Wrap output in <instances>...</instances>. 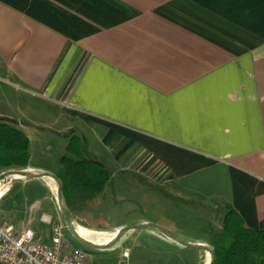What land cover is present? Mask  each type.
<instances>
[{
    "label": "crops",
    "instance_id": "0c3cea01",
    "mask_svg": "<svg viewBox=\"0 0 264 264\" xmlns=\"http://www.w3.org/2000/svg\"><path fill=\"white\" fill-rule=\"evenodd\" d=\"M22 100L56 113L66 122L59 134L83 136L87 157L113 168V177L133 173L183 191L216 183L226 210L264 231V0H0V117L18 119L31 153L44 142L42 125ZM23 170L46 173L32 155ZM41 179L58 194L54 180ZM136 195L135 205L156 214L115 236L154 224L213 248L224 228L219 223L209 241L183 239L157 211L203 194ZM152 228L153 237L180 246ZM198 255L210 264L208 252Z\"/></svg>",
    "mask_w": 264,
    "mask_h": 264
},
{
    "label": "rangeland",
    "instance_id": "374dc122",
    "mask_svg": "<svg viewBox=\"0 0 264 264\" xmlns=\"http://www.w3.org/2000/svg\"><path fill=\"white\" fill-rule=\"evenodd\" d=\"M7 95L9 102L17 97L12 91H7ZM20 103L26 111L31 112L29 115L42 125L41 128L36 129V134L43 138L45 143L42 142L40 145L34 143L31 150L33 164L37 168L44 169L48 174L62 178L65 176L62 158L71 157L66 146L72 132L65 131L64 134H59V131L66 128V122L57 118L56 113L43 115L39 112L41 105L38 102L30 104L22 100ZM12 121L17 122L18 119ZM15 127L20 129L18 125ZM46 182L45 179H29L25 183L24 179L15 178L11 193L0 203V221L19 231L30 228L43 236L48 243H51L52 227L57 223L61 224L65 229V241L74 250L86 251L90 255L89 264H199L200 262L196 249L181 244L170 245L158 240L153 237L158 232L152 227L127 233L110 248H89L76 237L69 227L68 219L80 236V228L87 229L91 233L87 238L81 236L82 238L94 245L106 246L112 242H108L110 238L114 239L117 227L138 225V221L144 220L145 216L152 217L153 213L156 214L155 207L135 205L140 202L136 194H203L187 199L170 200L168 204L165 203L163 212L157 211L158 215L162 214L173 221L178 229L184 231L179 234L183 239L209 241L219 223L224 224L227 213L226 202L218 194L216 183L211 187L205 183L194 182L188 184L192 191H183L176 185L158 186L150 180H139L133 173L125 175L116 173L102 194H63L67 216L57 201L58 194H48ZM200 186L204 187L206 192L194 190ZM123 197L126 199L125 202L121 200ZM45 215L53 219L49 225L41 222ZM140 233L145 234L146 237H138ZM125 252H129L128 258L125 257Z\"/></svg>",
    "mask_w": 264,
    "mask_h": 264
},
{
    "label": "trees",
    "instance_id": "16d2710c",
    "mask_svg": "<svg viewBox=\"0 0 264 264\" xmlns=\"http://www.w3.org/2000/svg\"><path fill=\"white\" fill-rule=\"evenodd\" d=\"M16 122L0 118V175L12 169H25L31 160L30 139ZM72 157H63L65 177L63 194L78 190L101 194L112 182V171L106 165L86 155V141L81 135H72L68 145ZM215 264H264V231L248 228L232 207H227L223 230L214 237Z\"/></svg>",
    "mask_w": 264,
    "mask_h": 264
},
{
    "label": "built area",
    "instance_id": "2783aa9c",
    "mask_svg": "<svg viewBox=\"0 0 264 264\" xmlns=\"http://www.w3.org/2000/svg\"><path fill=\"white\" fill-rule=\"evenodd\" d=\"M0 181V203L11 192L14 179ZM65 229L55 224L50 242L32 229L22 232L0 221V264H89L90 255L84 250H74L65 241ZM129 257V252H125Z\"/></svg>",
    "mask_w": 264,
    "mask_h": 264
},
{
    "label": "water",
    "instance_id": "95a60500",
    "mask_svg": "<svg viewBox=\"0 0 264 264\" xmlns=\"http://www.w3.org/2000/svg\"><path fill=\"white\" fill-rule=\"evenodd\" d=\"M9 177H16V178H26V179H41V178H50L52 180H54L57 185H58V195H57V201L59 203V205L61 206V208L63 209V211L65 212V214L67 215V208L65 206L64 200H63V183L61 181V179L48 174V173H40V174H33L31 172H28L26 170H10L8 172L3 173L2 175H0V181ZM68 216V215H67ZM68 224L69 227L71 228V230L74 232V234L76 235V237L87 247L89 248H96V249H107L112 247L115 243H117L126 233L127 230H121L116 236L115 238L112 240V242L106 246H97L94 245L90 242H88L87 240H85L84 238H82L79 233L75 230L74 225L72 224V222L68 219ZM149 227H154L157 228L158 230H160L161 232L167 234L168 236H170L173 240H175L176 242H178L179 244L185 246V247H189L192 249H196L198 251H206L211 255V262L210 264H215L216 262V252L214 250V248L208 247V246H201V245H194V244H189L186 242H183L182 240H180L179 238L169 234L168 232L164 231L163 229H161L160 227L154 225V224H149L146 226H142V227H138L139 228H149ZM137 229V228H136Z\"/></svg>",
    "mask_w": 264,
    "mask_h": 264
},
{
    "label": "bare ground",
    "instance_id": "6f19581e",
    "mask_svg": "<svg viewBox=\"0 0 264 264\" xmlns=\"http://www.w3.org/2000/svg\"><path fill=\"white\" fill-rule=\"evenodd\" d=\"M80 234L82 237L87 238L91 233L84 228H80ZM113 240V238H110L108 242H111Z\"/></svg>",
    "mask_w": 264,
    "mask_h": 264
}]
</instances>
